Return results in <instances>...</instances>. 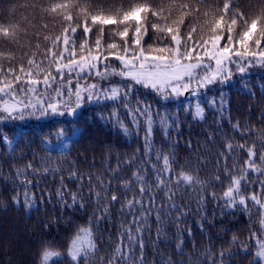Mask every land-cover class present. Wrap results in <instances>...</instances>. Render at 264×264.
Here are the masks:
<instances>
[{
	"label": "trees",
	"instance_id": "obj_1",
	"mask_svg": "<svg viewBox=\"0 0 264 264\" xmlns=\"http://www.w3.org/2000/svg\"><path fill=\"white\" fill-rule=\"evenodd\" d=\"M88 2L94 10H101V14L115 15L119 9L126 10L130 4L142 0ZM152 2L159 4L161 0ZM163 2L167 5L182 0ZM45 3L47 0H0V28L20 29L16 41L0 35V66L5 71L10 66L18 68L21 62L26 65V55L35 53L36 59H42V54L50 46L45 37L51 40L62 35L67 25L59 18L43 15L41 7ZM222 3L223 0H204V7H222ZM235 6L249 18L264 12V0H235ZM154 22L151 16L146 21L145 47L156 43L158 37L164 35L150 27ZM89 26L92 33L88 39L92 43L99 25L93 26L89 21ZM189 26V18H186L180 29L182 35ZM113 27L105 26L103 44L110 42ZM83 39V28L80 27L75 34L76 44L79 45ZM113 66L118 67V62H113ZM235 75L233 73V77ZM107 82L119 83L120 80L113 77ZM138 91L142 98L153 103L154 109L167 107L169 112L178 113L181 121L179 129H173L167 138L159 130L154 131V150L150 158L144 155L142 131L139 135L133 131L126 137L111 123L99 119H90L87 131L81 137H74V142L66 148L60 146L57 133L65 128L64 135L67 136L70 132L67 125L73 118L59 116L37 120L26 117L24 121L0 122V134L9 138L12 137L11 130L19 124H25L29 133L11 148L0 143V264H40V254L45 246L61 252L60 264H70L66 254L70 239L80 227L88 225L90 218L101 215L105 206L109 208L108 214L98 224L93 221L92 225L97 251L87 260L81 259L79 264H108L116 246L121 244L122 228L128 226L132 219L122 205L139 194V184L133 179V172L139 171L144 176L146 188L152 186L149 196L155 195V204L168 207L165 197L168 190H157L155 186L152 165L159 168L163 164L162 156L157 161V152L169 155L172 170L167 175L172 178L170 188L174 193V203L187 215L177 220L178 212L161 213L162 221L159 223L154 211L148 215V223L142 232L144 264H253L255 247L250 233L260 232L262 210L249 197L262 192L258 181L264 180V176L249 171L246 181L241 182L245 205L225 206L223 193L230 183V176L238 175L248 159L247 148L239 146L254 147L257 164L264 152V68L256 67L243 77L238 74L234 83L223 86V118L203 106L205 118L193 120L192 115H186L174 100L162 102L150 93L144 97L142 89ZM132 103L135 104L134 98ZM111 108V103L90 109L86 107L75 118L79 121L77 126L84 128V118L89 112H104L107 115ZM119 111L121 118L128 123L124 109L119 108ZM237 124L239 130L233 128ZM128 126L131 129L130 123ZM229 143L233 146L231 152L226 147ZM29 163L33 169L39 170L33 173L32 169H26V179L32 181L29 187L37 201L36 208L31 211L26 210L23 204L17 207L12 201L17 191L22 193L24 190L20 181L25 177H18L16 169L25 168ZM45 167L55 168L56 171L44 173ZM73 172L75 177L71 176ZM181 172L193 176L200 183L181 182L177 186L175 177ZM58 188L65 192L67 205L71 206L57 202ZM69 192L78 193L75 205H72ZM95 192L100 193L99 201ZM113 193L119 197L116 202H111ZM49 194L51 200L48 199ZM213 194L216 199H213ZM41 195L44 196L43 202ZM149 196H145V201ZM233 237H236L235 242ZM123 245H127L126 237ZM178 245L182 246V252ZM140 255L137 243L131 255L126 260L121 258L117 264H139Z\"/></svg>",
	"mask_w": 264,
	"mask_h": 264
},
{
	"label": "snow or ice",
	"instance_id": "obj_2",
	"mask_svg": "<svg viewBox=\"0 0 264 264\" xmlns=\"http://www.w3.org/2000/svg\"><path fill=\"white\" fill-rule=\"evenodd\" d=\"M41 12L45 16L59 18L67 26L63 28L62 35L55 39L45 37L50 46L42 54V59H36V54L33 53L24 57L26 65L21 62L18 68L10 66L6 71L0 66V122L24 121L26 117H63L67 114L73 118L67 125L69 134L64 135L65 128L57 133L60 146L65 148L74 142V137H81L87 131L90 119H99L111 123L113 128H118L126 137L132 135L133 131L137 135L142 131L144 155L150 158L154 150V131L159 130L167 138L173 129H179L181 121L178 113L169 112L167 107L154 109L153 103L142 98L138 90H143L144 97L150 93L162 102L179 100L185 96L195 98L194 103L189 101L187 106H181L186 115H192L193 120L205 118L203 105L223 118L225 107L222 96L219 101L214 96L209 97L207 93L211 87L230 83L233 68L243 77L253 66L264 67V12L249 18L244 12L236 10L235 0H223L222 7L215 8L204 7V0H182L180 3L167 5L163 0L159 4L152 0H142L130 4L126 10L119 9L115 15L101 14V10H94L88 0H47L41 7ZM149 16L155 20L150 27L164 35L158 37L156 43L145 47L144 39L148 31L146 21ZM186 18H189L190 26L182 35L180 29ZM89 21L93 26L99 25L92 43L88 39L92 33ZM109 25L115 27L111 29L110 42L105 45L102 40L105 26ZM80 27L83 28L84 39L77 45L75 34ZM19 32L20 29L16 27L11 30L0 28V35L13 41L19 39ZM113 62H118V67L113 66ZM113 77H119L120 82L101 84V81H111ZM133 98L135 104L132 103ZM108 103L112 104L109 114L89 112L84 118V128L77 126L79 121L75 118L86 107L90 109L92 106L101 107ZM119 108L124 109L131 129L121 118ZM233 128L239 130V125H233ZM11 131V138L0 134V143H5L10 148L29 135L25 124H19ZM43 143L46 144L47 141ZM226 147L229 152L233 150L231 143ZM239 147L247 148L248 159L238 175L230 176V183L223 193L227 207H233L237 203L245 205L241 182L246 181L249 171L264 176V152L260 154V163L257 164L254 147ZM161 156L162 167L157 168L153 164L152 171L157 190H168L165 193L168 207L156 205L155 195L149 196L152 186L148 185L146 188L144 176L139 171L133 172V179L139 184V194L122 205L132 219L128 226L122 228L121 244L116 246L108 264H117L121 258L126 260L137 243L141 251L139 264H144L142 232L148 223V215L153 211L158 223L162 221L161 213L178 212L177 220L187 215L174 203V193L170 188L172 178L167 175L172 170L169 155L157 152L158 162ZM26 169H32L33 173L39 171L33 169L31 163L25 168L16 169L18 177H25L20 181L24 190L22 193L17 191L12 201L17 207L23 204L26 210L31 211L36 208L37 201L29 187L32 181L26 179ZM49 171L54 172L56 169L43 168L44 173ZM71 176L75 177L76 173L73 172ZM216 179L219 180L220 177L217 176ZM175 182L177 186L181 182L200 183L184 172L175 177ZM258 182L262 192L253 193L249 198L262 210L261 227L259 233L251 232L250 238L255 247L253 264H264V180ZM61 185L63 187V178ZM125 187H128L127 182ZM94 194L99 201L100 193ZM68 195L71 196L72 205H75L78 193L69 192ZM145 196H149L147 201ZM56 197L57 202L67 205L65 192L60 188L56 190ZM48 199L51 200L50 194ZM110 199L111 202H116L119 197L113 193ZM213 199H216L215 194ZM40 200L44 201L43 195ZM80 206L84 207L83 204ZM108 212L109 208L105 206L101 215L90 218L88 225L80 227L70 239L66 246L70 264H79L81 259L87 260L94 256L97 247L93 221L98 224ZM125 237L126 246L123 245ZM235 240L236 237H233V242ZM178 248L183 251L182 246L178 245ZM61 257V252L45 246L40 254V264H60Z\"/></svg>",
	"mask_w": 264,
	"mask_h": 264
},
{
	"label": "rangeland",
	"instance_id": "obj_3",
	"mask_svg": "<svg viewBox=\"0 0 264 264\" xmlns=\"http://www.w3.org/2000/svg\"><path fill=\"white\" fill-rule=\"evenodd\" d=\"M256 67H260V66H253L252 68H250L249 70H253V69H255ZM264 68V67H263ZM233 73H236L235 72V68H233ZM237 75H238V73H236ZM237 75H235L233 78H232V81L230 82V83H234V78H236L237 77ZM101 84L103 85V84H108V82L107 81H101ZM223 86H225V84L224 85H221V86H212L211 87V89L208 91V93H207V95L209 96V97H215L218 101L221 99V96H222V89H223ZM222 99L224 100V97L222 96ZM176 103H177V105H180V107L182 106V105H184V106H187L188 104H189V101H192V103H194L195 102V98H192V97H188V96H185V97H183V98H180L179 100H174ZM224 103V102H223ZM203 106H205L207 109H208V107H207V105H203ZM219 106V105H218ZM67 118H70V117H68L67 116V114L65 115ZM56 117H59V116H54V117H49V118H37V117H35L37 120H50V119H53V118H56Z\"/></svg>",
	"mask_w": 264,
	"mask_h": 264
}]
</instances>
